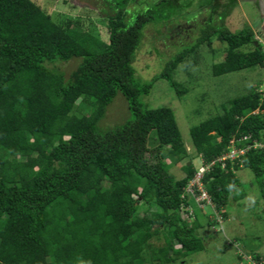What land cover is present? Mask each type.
<instances>
[{"label": "trees", "instance_id": "trees-1", "mask_svg": "<svg viewBox=\"0 0 264 264\" xmlns=\"http://www.w3.org/2000/svg\"><path fill=\"white\" fill-rule=\"evenodd\" d=\"M102 2L108 40L78 24L60 25L36 0H0V264H146L149 253L165 264L175 260L171 253L205 249L200 209L190 201L193 225L181 211L190 204L185 189L197 168L190 159L182 166L184 177L170 170L189 157L175 113L151 108L144 98L161 79L180 98L188 93L175 71L214 37L227 45L224 60L212 66L215 76L264 68L263 45L250 25L237 33L227 26L238 0H200L195 13L189 12L191 0ZM205 10L209 21L197 40L165 59L151 79H141L135 63L145 30L153 26L161 34L163 26L192 22L191 13L195 20ZM250 44L253 50H242ZM73 59L79 64L67 78L57 64ZM120 94L129 117L101 127ZM223 110L190 130L201 162L222 157L233 140L238 148L264 145L261 92L231 99ZM245 168L264 200L263 146L225 169L216 163L205 175L219 210L237 197V173ZM160 234L166 245L156 249L150 240ZM248 256L239 255L238 262L248 263Z\"/></svg>", "mask_w": 264, "mask_h": 264}, {"label": "rangeland", "instance_id": "rangeland-1", "mask_svg": "<svg viewBox=\"0 0 264 264\" xmlns=\"http://www.w3.org/2000/svg\"><path fill=\"white\" fill-rule=\"evenodd\" d=\"M36 1L45 7L60 25L70 22L78 24L84 30L108 40V20L105 12L101 11L105 8L102 0ZM152 1L154 0H150ZM180 1L185 3L188 0ZM191 1L193 7L189 9V12L195 13L194 9L198 8L200 0ZM135 5L130 8L133 9ZM107 10H109L108 7ZM192 13L188 17L192 22L185 21L186 18L178 19L177 22L163 26L161 34H158L153 26L145 30L135 63L137 74L141 79H151L161 71L165 59L179 52L182 49L181 46L193 44L197 40L200 36L199 32L209 21V11L205 10L195 20H192L194 17ZM226 24L231 31L236 33L250 25L255 30L254 38L262 43L264 49V22L260 17L257 4L252 0H238ZM253 48L250 44L242 50L250 51ZM226 49L227 45L214 37L211 46L201 45L197 52L179 64L174 79L188 88V93L183 97L180 98L177 95L167 80L161 79L154 84L150 95L144 98L151 108H171L175 113L182 141L189 152L187 159L178 161L170 168L177 178L185 176L182 166L188 160L192 159L197 169L202 165L201 157L197 155L193 147L190 134L192 127L223 113V106L229 100L244 96L254 89L264 96V68L256 67L221 76L213 75L212 66L224 60ZM78 64L79 60L73 59L66 63H59L57 66L69 78L77 69ZM77 114L80 115V113ZM128 117V103L120 94L109 105L101 121V127H114L123 123ZM170 161L168 159V162ZM237 176L242 182L240 191L245 192L246 195L241 196L240 191H236L237 197L235 199L231 197L224 208L217 210L223 224L217 222L216 209H213L212 205L204 209L205 215L199 213L203 227L198 230V234L204 239L205 249L188 256L178 257L171 253L175 260L165 264H243L238 262L239 255L243 254L249 255L248 259L252 257L253 261H256L253 256L258 254L261 257L260 260L264 261V200L260 196L254 174L249 169L240 170ZM142 210L140 214H143ZM154 210L153 207L152 211ZM187 221L189 225H193V220ZM150 243L156 249L163 248L166 245L164 234L154 236ZM179 250L180 246H176L175 252ZM150 254L147 256L146 264H157ZM244 264H249V262H244Z\"/></svg>", "mask_w": 264, "mask_h": 264}, {"label": "built area", "instance_id": "built-area-1", "mask_svg": "<svg viewBox=\"0 0 264 264\" xmlns=\"http://www.w3.org/2000/svg\"><path fill=\"white\" fill-rule=\"evenodd\" d=\"M249 138L244 137L242 140L247 141ZM263 144H259L257 142H253L251 144H247L245 147L238 148L236 140H233L231 142V147L229 151L224 154L222 157L210 162V163H204L202 162L201 167L196 172L193 179L190 180L188 183L185 191L186 195L189 196L188 201L190 203L191 200H193L196 203V206L204 210L206 207H209L210 205L213 206V209L215 208L214 202L209 194V192L206 189L204 177L207 173H209L214 165L216 163H220L221 167L225 169L227 167V162L230 161L232 165L236 164L238 160L243 161V157L246 155V153L252 149L257 147H263ZM181 211L184 213V218L186 220H194L195 218V207L192 206V204L185 203L181 207ZM215 215L217 216V222L220 224H223V220L218 216L219 213L216 211ZM246 261L249 262V264H264V262L259 261H253L252 257L248 259L246 257ZM244 264V262H243Z\"/></svg>", "mask_w": 264, "mask_h": 264}, {"label": "crops", "instance_id": "crops-1", "mask_svg": "<svg viewBox=\"0 0 264 264\" xmlns=\"http://www.w3.org/2000/svg\"><path fill=\"white\" fill-rule=\"evenodd\" d=\"M255 2L259 8L260 17L262 22H264V0H252Z\"/></svg>", "mask_w": 264, "mask_h": 264}, {"label": "clouds", "instance_id": "clouds-1", "mask_svg": "<svg viewBox=\"0 0 264 264\" xmlns=\"http://www.w3.org/2000/svg\"><path fill=\"white\" fill-rule=\"evenodd\" d=\"M255 142V141H254ZM258 143V142H257ZM197 171H198V169H197ZM205 182V181H204ZM206 186V185H205ZM207 189V188H206ZM208 191V190H207ZM211 196V195H210ZM212 198V197H211ZM214 202V201H213ZM215 205V204H214ZM197 207V206H196ZM198 208V207H197ZM199 209V208H198ZM215 209H216V211L218 210V208H217V206L215 205ZM200 212L202 213V214H204L205 212H204V210H201L200 209ZM204 212V213H203ZM218 213H219V211H217ZM205 215V214H204ZM194 221V220H193Z\"/></svg>", "mask_w": 264, "mask_h": 264}]
</instances>
